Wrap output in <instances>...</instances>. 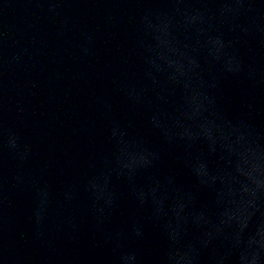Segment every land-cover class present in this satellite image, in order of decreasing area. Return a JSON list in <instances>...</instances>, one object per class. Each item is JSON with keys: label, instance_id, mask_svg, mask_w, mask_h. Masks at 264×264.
I'll return each mask as SVG.
<instances>
[{"label": "clouds", "instance_id": "obj_1", "mask_svg": "<svg viewBox=\"0 0 264 264\" xmlns=\"http://www.w3.org/2000/svg\"><path fill=\"white\" fill-rule=\"evenodd\" d=\"M138 2L149 5L139 29L151 43L136 53L145 82L123 71L117 85L129 108L143 111L144 127L111 119L108 151L84 182L94 226L113 245L115 264H264V127L256 122L264 114V0ZM162 22L185 54L163 66ZM204 34L223 44L236 71L190 43ZM226 80L243 86L236 115L223 106ZM241 186L247 188L242 220L223 228L196 223L198 215L213 217L217 193L234 194ZM203 193L212 194L211 203L201 200ZM124 199L134 210L122 229L110 230ZM149 229L156 245L146 262Z\"/></svg>", "mask_w": 264, "mask_h": 264}, {"label": "water", "instance_id": "obj_2", "mask_svg": "<svg viewBox=\"0 0 264 264\" xmlns=\"http://www.w3.org/2000/svg\"><path fill=\"white\" fill-rule=\"evenodd\" d=\"M146 7L138 0H52L0 142V264H115L113 245L94 226L84 182L108 151L113 116L144 127L143 111L129 108L117 81L127 71L136 82H145L136 53L139 45L151 43L139 29ZM158 30L161 66L185 55L169 41L166 23ZM190 43L206 47L237 70L222 43L206 34ZM242 88L236 81L224 82L223 106L229 114L240 110ZM256 122L264 127V114ZM128 162L134 163V157ZM246 191L241 186L234 194L217 193L213 217L198 215L196 223L223 228L242 220ZM212 199L211 193L201 195L205 203ZM133 210L124 199L109 229H122ZM149 233L151 242L142 246L146 262L156 245L155 234Z\"/></svg>", "mask_w": 264, "mask_h": 264}]
</instances>
